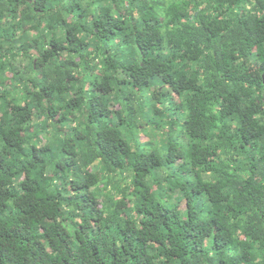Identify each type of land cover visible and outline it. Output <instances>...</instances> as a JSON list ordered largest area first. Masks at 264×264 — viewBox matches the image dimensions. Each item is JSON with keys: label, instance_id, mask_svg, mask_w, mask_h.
<instances>
[{"label": "trees", "instance_id": "obj_1", "mask_svg": "<svg viewBox=\"0 0 264 264\" xmlns=\"http://www.w3.org/2000/svg\"><path fill=\"white\" fill-rule=\"evenodd\" d=\"M0 264H264V0H0Z\"/></svg>", "mask_w": 264, "mask_h": 264}]
</instances>
